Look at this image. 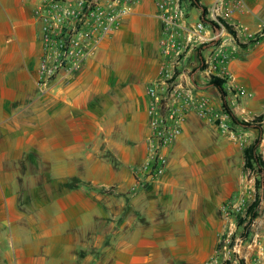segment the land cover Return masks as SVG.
Listing matches in <instances>:
<instances>
[{
    "label": "crops",
    "instance_id": "crops-1",
    "mask_svg": "<svg viewBox=\"0 0 264 264\" xmlns=\"http://www.w3.org/2000/svg\"><path fill=\"white\" fill-rule=\"evenodd\" d=\"M213 1L179 0L189 23L201 21L207 38L218 37L181 55L171 80L207 101V117L190 113L166 150L164 175L138 187L134 170L149 135L146 87L161 79L164 64L153 1L139 0L74 81L41 92L35 2L0 0V264L214 259L206 243L227 227L220 206L241 188L243 150L257 138L264 163V0H245L249 12L234 16L245 32L209 20ZM219 53L230 79L206 76L219 67ZM212 78L224 80V101L239 121L258 120L252 127L232 123ZM248 171L256 177L245 188L258 177ZM235 261L264 264V251Z\"/></svg>",
    "mask_w": 264,
    "mask_h": 264
},
{
    "label": "built area",
    "instance_id": "built-area-1",
    "mask_svg": "<svg viewBox=\"0 0 264 264\" xmlns=\"http://www.w3.org/2000/svg\"><path fill=\"white\" fill-rule=\"evenodd\" d=\"M33 1L42 45L36 70L37 86L41 92L48 90L56 80L74 81L102 42L121 27L124 18L139 3V0ZM152 1L162 22L159 45L164 64L161 79L146 87L149 135L147 154L134 170L138 187L155 184L164 175L168 163L166 150L181 136L190 113L194 112L202 119L207 117V101L197 98L191 88L173 84L171 80L181 55L193 45L199 46L218 37L217 34L207 38L201 21L189 23L179 0ZM248 12L245 0H214L206 13L209 20L220 26L233 25L245 32L247 29L235 22L234 16ZM216 59L219 67L208 69L206 76H215L212 75L215 71L219 76L230 79L223 68L225 55L219 53ZM243 203V198L235 197L222 204L220 211L228 218L232 213H239ZM213 262L217 264L216 259Z\"/></svg>",
    "mask_w": 264,
    "mask_h": 264
},
{
    "label": "rangeland",
    "instance_id": "rangeland-1",
    "mask_svg": "<svg viewBox=\"0 0 264 264\" xmlns=\"http://www.w3.org/2000/svg\"><path fill=\"white\" fill-rule=\"evenodd\" d=\"M248 170H244L243 179L241 183L240 181L238 183L241 184V188H239L238 192L236 191L237 187L235 190L233 189V192L227 199L229 201L238 196L243 198L242 210L239 213H232L228 218H225L219 210L223 219L227 222V227L223 229L222 234L215 243H206L208 249L213 253L214 251L217 252L214 259L209 260L207 264H215L213 262L215 259L217 260V264H236V258H242L247 253L253 257L259 251H264V190L258 191L255 187V182H252L251 188H245L250 183L251 178L256 177L255 173ZM257 195L260 197L258 207L256 208L257 217L247 230L245 229L247 222H240V219L245 220L248 218L247 208L254 202Z\"/></svg>",
    "mask_w": 264,
    "mask_h": 264
},
{
    "label": "trees",
    "instance_id": "trees-1",
    "mask_svg": "<svg viewBox=\"0 0 264 264\" xmlns=\"http://www.w3.org/2000/svg\"><path fill=\"white\" fill-rule=\"evenodd\" d=\"M184 1L188 0H180L181 3H184ZM191 4L196 5V0H189ZM224 80L217 79V78H212L210 80V85H213L217 87L221 93L222 97V108L225 112L229 114V117L234 124H238L244 128H250L252 127L256 121L258 120H253L252 122H244V121H239L228 109L226 102L224 101V98L226 96L224 90H223V84ZM260 119V118H258ZM260 143V139L257 138L252 144H250L248 147L244 148L243 150V157H244V168L245 169H254L256 170V173L258 174V177L255 181V187L256 189L259 190H264V183L262 181V176L261 173L264 171V163L261 159V156L258 153V146ZM260 201V197L257 195L256 199L254 202L247 208V217L245 220L240 219V222L246 221L247 224L245 226V229L248 230L249 226L252 224V222L256 219L257 217V212L256 208L258 207Z\"/></svg>",
    "mask_w": 264,
    "mask_h": 264
}]
</instances>
